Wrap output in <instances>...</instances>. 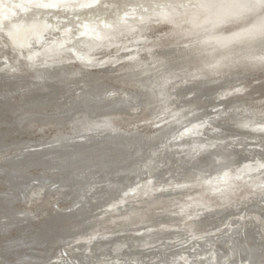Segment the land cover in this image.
Segmentation results:
<instances>
[{"label": "bare ground", "instance_id": "bare-ground-1", "mask_svg": "<svg viewBox=\"0 0 264 264\" xmlns=\"http://www.w3.org/2000/svg\"><path fill=\"white\" fill-rule=\"evenodd\" d=\"M149 1L0 0V264H264V0Z\"/></svg>", "mask_w": 264, "mask_h": 264}, {"label": "rangeland", "instance_id": "rangeland-1", "mask_svg": "<svg viewBox=\"0 0 264 264\" xmlns=\"http://www.w3.org/2000/svg\"><path fill=\"white\" fill-rule=\"evenodd\" d=\"M102 1H105V0H102ZM110 2H112V0H109ZM114 1V0H113ZM115 1H120L119 3H116L115 5H113L112 7L113 8H110L109 10H106V9H108V7L107 6H105V7H102V8H99V10L98 9H93V11H94V18L95 19H98V20H100V19H105L107 22H116L118 19H119V14H123V15H121L122 17L125 15V14H127L128 12H131V11H135L136 9H137V6H140V8L142 7V4H140L141 2H143L144 4L143 5H146V4H148V3H150V1L149 0H115ZM193 1V0H192ZM192 1H190V2H184L185 4V6L188 4L189 5V3H191L192 4V6H194V5H196V3L195 2H192ZM127 4H129V5H127ZM100 5V4H99ZM175 6H177V5H175ZM189 6H191V5H189ZM101 7V6H100ZM167 7H170V6H167ZM178 9H179V7H178ZM99 11V12H98ZM180 11H182L183 12V10H182V8L180 9ZM138 13V12H137ZM68 13H66V14H64V13H60L58 16H55L54 14H52L51 15V17H50V19H52V20H54L55 22L56 21H63V22H69V23H71L72 24V27L74 28V31L75 32H77V30L81 27V24L82 23H84L86 20H91L92 18H91V16H84V17H81V18H78V19H73L71 16H68L67 15ZM55 16V17H54ZM62 17V18H61ZM66 17H67V19H66ZM71 21V22H70ZM78 21V22H77ZM74 23V24H73ZM21 38H22V40H21ZM83 38V41H86V42H88V41H91V40H89L88 38H84V37H82ZM10 40H7V45L10 47H12L13 46V48H16V47H18V46H22L21 48H23V47H27L28 48V51H29V41H27L26 39H24V37H20V36H16V35H11L10 36V38H9ZM77 40V42H81V40L82 39H76ZM20 41V42H19ZM92 42V41H91ZM1 44H3V42L1 43ZM14 44V45H13ZM88 45H85L84 43H81L80 45H78V49L80 50V52L83 54V55H86L87 53H88ZM20 48V49H21ZM32 51H30V52H28V51H26V53H28L27 54V56H26V59H28V58H30V54H35L36 53V51H35V49L33 48V49H31ZM48 50V48H46V49H44V51L43 52H46ZM84 50V51H83ZM36 56H37V53H36ZM41 56H42V54L41 55H38V57H37V59H40L41 58ZM1 68V67H0ZM6 68V67H5ZM262 105H263V108H264V101L262 100H260L259 101ZM254 105H252V107H253ZM251 107V108H252ZM201 130V129H200ZM199 131V129L197 130V129H195L193 132H194V134L196 133V132H198ZM189 134V133H188ZM190 135H192V134H190ZM205 138V137H204ZM237 140V139H236ZM253 141V140H252ZM255 142H257V141H255ZM256 146V147H255ZM254 148H258L257 147V145L255 144L254 146H253ZM32 150H37V148H32ZM37 157H35L32 161L33 162H35V161H38L37 159H36ZM263 163V164H262ZM260 164V165H259ZM260 167H259V166ZM252 165H246V167L244 168V166H242V167H240V168H238V169H236V170H233L234 172H231L233 175H231V174H229L230 175V177L232 176H235V174H238V173H240V172H242L243 171V173H245L246 171H248V170H250V169H258L259 168V170L261 169H264V161H261V162H255V164L251 167ZM262 166V167H261ZM203 167H206V166H203ZM256 167V168H255ZM209 169H210V166L208 167ZM208 168H206V170L208 169ZM244 168V169H243ZM225 168H221V171H219V172H216L215 174H213V176H212V174L209 172H207L206 170H204V168L202 169V171L201 172H197L194 176H193V178L191 177H188L187 175H182V176H180L179 175V180H177L176 181V179H178V178H176V179H171L168 183H167V185H166V187L164 188L165 190H168V188H170L171 190L172 189H175L176 191H174V193H177L178 195L179 194H183V193H186L187 191V189H184V187H186V185L187 184H185V182H187L186 180H195L196 182L198 181H200V179H203V177H204V179L203 180H201V181H207V179H209V181L208 182H201V185L203 186V184H213V182L215 183V182H217L218 181V179L221 177V176H223V175H228V173H227V171H229V169L228 170H224ZM248 169V170H247ZM258 170V171H259ZM206 172V173H205ZM202 173V174H201ZM199 174H200V177H199ZM208 174V175H207ZM172 176H175V175H172ZM187 176V177H186ZM202 176V177H201ZM175 177H177V176H175ZM215 177V178H214ZM217 177V178H216ZM181 178H183L182 180H181ZM188 178V179H187ZM195 178V179H194ZM198 178V179H197ZM185 179V180H184ZM249 180H254V182H257V181H259V182H263L264 183V175L262 176V175H260V176H255V177H250V178H248V179H246V182H248ZM181 182V183H180ZM170 183V184H169ZM244 184V183H243ZM171 185V186H170ZM258 185V184H257ZM146 186L148 187V184L146 183V182H141L139 185H138V188H140V187H142V190L144 189H146ZM153 186H151L149 189H153L152 188ZM264 187V186H263ZM209 190V191H208ZM207 191V193H204V192H201V193H199V195L201 196L202 195V200L204 199V200H209L211 203H213L214 201H217V202H222V201H224V199H221L220 200V198L218 197L219 195L217 194V196L214 194V193H210V189H208ZM182 192V193H181ZM194 193H195V191H193ZM203 194H205V196L203 195ZM248 194H249V192H248ZM126 195H128V193H125L124 194V196H126ZM123 196V195H122ZM134 196V194H129L128 195V198L129 197H133ZM196 196V197H195ZM198 197V194H195V195H193L191 198H197ZM127 198V197H126ZM182 198V197H181ZM213 198V199H212ZM189 199V198H188ZM212 199V200H211ZM217 199V200H216ZM186 200H187V198H186ZM182 210H184V211H182L181 212V221L179 222V223H177V225H181L182 223V225H181V228H183V229H181L179 226H176V227H174L172 230H175V231H178V230H180L181 229V231L182 230H185L186 229V226H187V223L188 222H185L184 221V219H185V217H187V215H188V210H192V206H190L189 208H181ZM199 209V208H198ZM202 209H204V208H202ZM200 210V209H199ZM15 211V210H14ZM193 212V215L191 216V217H188V218H190V221L191 220H193L194 219V215H196V216H199V215H202L203 214V211L201 210V211H198L197 209H195V210H193L192 211ZM192 218V219H191ZM183 221V222H182ZM178 227V228H177ZM196 260L197 258H190L189 260Z\"/></svg>", "mask_w": 264, "mask_h": 264}]
</instances>
